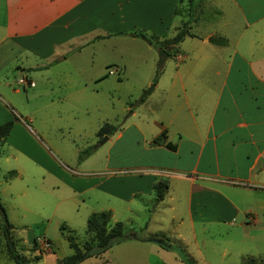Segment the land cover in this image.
Segmentation results:
<instances>
[{"label":"rangeland","instance_id":"obj_1","mask_svg":"<svg viewBox=\"0 0 264 264\" xmlns=\"http://www.w3.org/2000/svg\"><path fill=\"white\" fill-rule=\"evenodd\" d=\"M192 1L194 7L190 12L189 1L181 3L169 36L156 37L140 25L120 29L118 32L124 34H112L106 41L86 44L65 63L54 62L51 72L44 76L29 70L35 63L33 55H20L19 51L11 54L6 43L0 44V54L9 52L0 65V125L12 121L9 134L0 143V204L5 216L4 219L0 211V264H16L10 255V244L25 264H58L71 253L66 229L63 234L60 226L65 224L76 242L84 243L89 239L85 231L87 217L109 208L113 209L112 219L123 224L126 234L133 231L144 237L148 213L141 210L130 214L125 200L96 187L83 193L79 190L104 181V187L115 188L125 195L130 167L145 159L141 137L133 128L128 129L127 124L134 121L149 134L156 128L151 122L159 115L161 104H187L188 99L193 106L201 101L207 89L218 91L220 78L201 72L184 73L192 60L175 59L173 50L177 55L178 47L167 46L165 42L185 22L197 36L224 27L232 38L238 35V29L235 32L233 26L223 23L227 20L238 28L241 19L224 0ZM199 22L209 25L200 28ZM250 31L255 32L254 29L247 32ZM134 32L144 34L153 43L132 36ZM160 49L170 55L162 65ZM182 51L194 58L200 53H212L213 49L187 39ZM109 70L116 73L110 75ZM178 70L182 72L184 88ZM20 78H27L29 83L18 84ZM157 81V87L140 100ZM133 110L136 116H131ZM104 123L125 128L123 137L109 141L110 135L98 136L97 131ZM216 187L233 193L238 200L242 198L244 206H251L255 216L264 217V193L246 197L240 188ZM6 220L11 227L6 228ZM204 224L208 223L196 225L195 240L189 238L187 247L175 243L176 254L184 263L240 264L251 258L264 260V234L256 227L251 226L247 235H242L224 225L205 226L202 230ZM130 242L135 245L130 246L127 241L114 243L104 253L80 264L172 263L147 250L142 243Z\"/></svg>","mask_w":264,"mask_h":264},{"label":"crops","instance_id":"obj_2","mask_svg":"<svg viewBox=\"0 0 264 264\" xmlns=\"http://www.w3.org/2000/svg\"><path fill=\"white\" fill-rule=\"evenodd\" d=\"M0 2V44L6 43V50L11 54L19 51L20 55H33L35 63L28 68L43 76L51 72L54 62L65 63L86 44L106 41L120 29L140 25L156 37L169 36L179 16L175 10L181 5L180 0ZM224 2L240 16L241 22L238 28L236 23L229 24L227 20L223 25L233 26L235 32L238 29V35L231 38L224 27L198 36L190 31L194 36H186L177 45V55H173L180 62L192 60L191 65L186 64L188 67L183 71L186 74L201 72L220 78L218 91L207 89L201 101L193 106L188 99L187 104H161L157 110L159 115L151 122L156 128L149 134L134 121L127 124L145 144L142 148L145 159L130 167L125 195L115 188L104 187V181L79 190L83 193L96 187L125 200L130 214L141 210L148 213L144 237L122 241L129 242L130 246L135 245L131 240L138 241L161 259L171 260V264H186L177 256L175 243L187 247L189 238L195 240L196 225L200 222L208 223L201 225L202 230L205 226L224 225L247 235L254 226L264 234L263 216H255L251 206H244L242 198L238 200L233 193L230 195L216 187H237L246 197L264 193V0ZM198 24L200 28L209 25L208 22ZM249 29L255 32H247ZM214 34L226 39V44L210 43L208 39ZM187 39L207 45L213 49L212 53L189 57L182 51ZM6 50L0 54V65L9 56ZM169 56L168 53L165 60ZM176 72L184 88L182 72ZM157 85L158 81L152 90ZM130 114L136 116V111ZM124 130L121 127L108 140L121 139ZM163 130L165 142L173 150L164 144L152 143ZM162 179L168 187L163 199L156 202L153 185ZM109 211L111 223H115L113 209ZM151 238L164 239L166 246L150 241Z\"/></svg>","mask_w":264,"mask_h":264},{"label":"trees","instance_id":"obj_3","mask_svg":"<svg viewBox=\"0 0 264 264\" xmlns=\"http://www.w3.org/2000/svg\"><path fill=\"white\" fill-rule=\"evenodd\" d=\"M190 6L188 7L189 12L193 9V1L188 0ZM183 0H180L182 3ZM177 6L175 13L179 15ZM177 32L173 36V38L167 40L165 45L177 47V45L186 37V36H194L189 30L188 23H183L181 28L176 29ZM113 34H124L123 32H114ZM132 36L140 37L147 41L149 44L153 43L151 39L146 37L141 33H131ZM208 41L215 45H224L226 44V39L221 36H210ZM174 55L176 50H173ZM12 128V121H7L6 123L0 125V143L4 142V139L9 134L10 129ZM118 130V126H114L109 123H104L97 131V135L103 137L105 135H112L114 132ZM165 130L161 131L152 141L154 144H164V146L168 149L173 150V146L169 142H165L166 134ZM81 158V156L79 157ZM167 181L162 179L154 183L153 189L155 191L156 197L155 201H160L163 199L164 194L167 190ZM0 211L5 219L3 208L0 204ZM6 228L11 227V224L6 220L5 224ZM66 229V234L64 230ZM60 230L68 241V246L71 249V253L58 261V264H80L82 261L89 257L98 256L101 253H104L108 250L114 243H118L122 240L139 238L135 233L126 234L124 231L123 224L120 221H116L111 224V212L109 210L95 211L90 213V215L86 219V234L89 236V239L84 243H78L75 240V236L67 230L65 224L60 226ZM10 246V245H9ZM168 247V246H167ZM10 255L16 264H25L23 258L15 251L12 250V247H9ZM251 258V260H244L240 264H264V260H256ZM188 264V263H187Z\"/></svg>","mask_w":264,"mask_h":264},{"label":"water","instance_id":"obj_4","mask_svg":"<svg viewBox=\"0 0 264 264\" xmlns=\"http://www.w3.org/2000/svg\"><path fill=\"white\" fill-rule=\"evenodd\" d=\"M167 56H168V53H167L165 50H163V49H160V50H159V64H160V65L163 64V62L165 61V58H166ZM153 87H154V85H151V86H150V87H149V88H148V89L142 94V96L140 97V100H141L144 96H146V95L152 90ZM150 241L155 242V243H157V244H159V245H161V246H163V247L166 246V242H165V240H164V239H161V238H151ZM10 246L12 247V250H14L12 244H10Z\"/></svg>","mask_w":264,"mask_h":264},{"label":"built area","instance_id":"obj_5","mask_svg":"<svg viewBox=\"0 0 264 264\" xmlns=\"http://www.w3.org/2000/svg\"><path fill=\"white\" fill-rule=\"evenodd\" d=\"M114 73H116V70H109L108 71V74H114ZM29 83V81H28V79L27 78H20L19 80H18V84H20V85H22V86H25L26 84H28ZM31 85H32V83H31Z\"/></svg>","mask_w":264,"mask_h":264}]
</instances>
